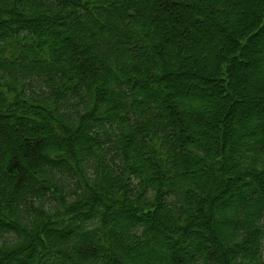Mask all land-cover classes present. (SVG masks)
Wrapping results in <instances>:
<instances>
[{
    "label": "trees",
    "instance_id": "obj_1",
    "mask_svg": "<svg viewBox=\"0 0 264 264\" xmlns=\"http://www.w3.org/2000/svg\"><path fill=\"white\" fill-rule=\"evenodd\" d=\"M184 1L0 0V264H264V0Z\"/></svg>",
    "mask_w": 264,
    "mask_h": 264
},
{
    "label": "rangeland",
    "instance_id": "obj_2",
    "mask_svg": "<svg viewBox=\"0 0 264 264\" xmlns=\"http://www.w3.org/2000/svg\"><path fill=\"white\" fill-rule=\"evenodd\" d=\"M172 1V0H171ZM209 2V1H208ZM197 3V1L196 0H189V1H184V4H185V7H182L185 11H187V13H189V14H191V11H193V6H192V4H195L196 5V7L199 5V4H196ZM156 6L158 5V3H157V1H156ZM189 4V5H188ZM190 4H191V6H190ZM173 5H171V7H172ZM174 7V6H173ZM200 8V6H198V9ZM236 15H237V13H235ZM198 27H199V29H198V27H197V29H196V34L198 35L199 33L198 32H201L202 30L204 31V32H211L212 34H214L215 33V35H216V37H217V39H218V37H219V40H220V42H221V37H222V33L217 29V26L216 27H214V26H211L210 24H209V22H202L201 21V25H200V23L197 25ZM202 29V30H201ZM229 29V28H228ZM195 34V35H196ZM221 35V36H220ZM191 38H193V40L195 39V36L194 35H191ZM225 36H223V39L222 40H224L225 41ZM260 65L258 66V69H260ZM175 74V73H174ZM176 79L173 81L174 83H177L178 85L177 86H174L173 87V92L175 93V96L176 97H179L180 95H179V91H181V90H184V91H191L192 89H196V88H202L203 87V85H202V83H204V82H202L201 83V81L200 80H197V79H195V78H192V79H189V78H184V77H178V76H176L175 77ZM209 87H211L212 88V86H213V84L211 83V82H209V84H207ZM174 96V97H175ZM174 97L173 96H171L170 97V99L172 98V99H174ZM171 99V100H172ZM264 111V110H263ZM262 110H258V108H253V115H255V116H258L259 114L261 115V112H263ZM257 113V114H256ZM14 115L12 114V116H9L10 117V120H11V122H12V117H13ZM191 117V116H190ZM22 255H19L18 256V260H21L22 261V259H23V261L25 260L23 257L24 256H22ZM22 258V259H19V258ZM26 263L24 262V264H29V262H28V255L26 256ZM21 264V263H20Z\"/></svg>",
    "mask_w": 264,
    "mask_h": 264
}]
</instances>
